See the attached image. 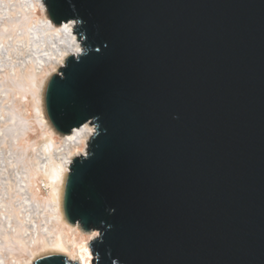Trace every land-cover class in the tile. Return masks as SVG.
Wrapping results in <instances>:
<instances>
[{"label": "water", "instance_id": "water-1", "mask_svg": "<svg viewBox=\"0 0 264 264\" xmlns=\"http://www.w3.org/2000/svg\"><path fill=\"white\" fill-rule=\"evenodd\" d=\"M41 1L82 48L42 112L95 128L61 200L91 264H264V0Z\"/></svg>", "mask_w": 264, "mask_h": 264}, {"label": "bare ground", "instance_id": "bare-ground-1", "mask_svg": "<svg viewBox=\"0 0 264 264\" xmlns=\"http://www.w3.org/2000/svg\"><path fill=\"white\" fill-rule=\"evenodd\" d=\"M72 28L53 25L41 0H0V264H33L47 254L91 264L98 233L69 226L61 200L71 163L87 155L95 128L59 137L42 112L50 76L82 53Z\"/></svg>", "mask_w": 264, "mask_h": 264}, {"label": "rangeland", "instance_id": "rangeland-1", "mask_svg": "<svg viewBox=\"0 0 264 264\" xmlns=\"http://www.w3.org/2000/svg\"><path fill=\"white\" fill-rule=\"evenodd\" d=\"M41 193L44 194V196L47 195V191L45 190V188H43V187L41 188Z\"/></svg>", "mask_w": 264, "mask_h": 264}]
</instances>
